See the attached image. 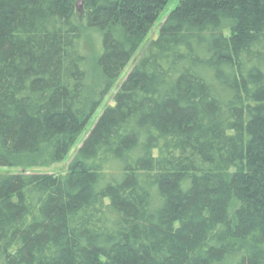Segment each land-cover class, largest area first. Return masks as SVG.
I'll return each mask as SVG.
<instances>
[{
  "label": "trees",
  "instance_id": "16d2710c",
  "mask_svg": "<svg viewBox=\"0 0 264 264\" xmlns=\"http://www.w3.org/2000/svg\"><path fill=\"white\" fill-rule=\"evenodd\" d=\"M169 1L0 0V264H264V0H179L34 170Z\"/></svg>",
  "mask_w": 264,
  "mask_h": 264
},
{
  "label": "rangeland",
  "instance_id": "374dc122",
  "mask_svg": "<svg viewBox=\"0 0 264 264\" xmlns=\"http://www.w3.org/2000/svg\"><path fill=\"white\" fill-rule=\"evenodd\" d=\"M78 2H79V0H75V6H76V9H77V12L80 15V19H82L83 18V13H84V0H81V6H80L81 11L78 9ZM178 2H179V0H170L169 1V3L166 6V8L162 11V13L160 14L159 18L157 19V21L152 26L149 34L146 36L144 41L139 46V48L136 51L135 55L133 56L132 60L127 65V67L124 69V71L122 72V75L115 82V85L113 86L112 90L108 93V95L102 101L100 107L97 109V111L93 115L92 119L88 123L87 127L85 128L84 132L81 134L78 142L73 147L71 152L66 156V158L60 163L54 164V165L49 166V167L37 168V169H34V170L41 171V172H47V173H51V174H54V175L64 173L67 170L68 165H69L72 157L74 156L75 152L81 146V144L83 143V141L85 140V138L87 137V135L89 134V132L91 131L92 127L94 126V124L96 123V121L98 120L100 115L103 113L105 108L108 105L114 103V95L117 92L120 84L127 77V75L131 71V69H132L133 65L135 64V62L143 54V52L145 51V49H146L147 45L149 44V42L152 39H154V38H156L158 36L161 24L165 21V19L169 15V13L177 6ZM81 46H82V49H83L84 53L87 55L88 59L90 61H92V60L95 59L96 55L100 52L101 38L95 31H92L90 29H86L85 28V34H84V38H83V40L81 42ZM23 169L24 168H22V169L21 168H0V172L7 173V172H11V171L12 172L19 171V170L21 171ZM28 171H31V170H28Z\"/></svg>",
  "mask_w": 264,
  "mask_h": 264
},
{
  "label": "water",
  "instance_id": "95a60500",
  "mask_svg": "<svg viewBox=\"0 0 264 264\" xmlns=\"http://www.w3.org/2000/svg\"><path fill=\"white\" fill-rule=\"evenodd\" d=\"M80 6H81V0H79V2H78V9L81 11Z\"/></svg>",
  "mask_w": 264,
  "mask_h": 264
}]
</instances>
